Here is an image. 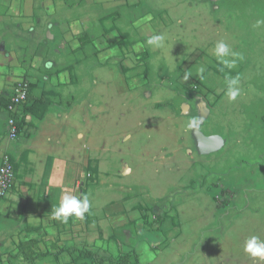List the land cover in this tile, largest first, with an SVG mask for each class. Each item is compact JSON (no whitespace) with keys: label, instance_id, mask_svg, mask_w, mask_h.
<instances>
[{"label":"rangeland","instance_id":"obj_1","mask_svg":"<svg viewBox=\"0 0 264 264\" xmlns=\"http://www.w3.org/2000/svg\"><path fill=\"white\" fill-rule=\"evenodd\" d=\"M13 2L52 3L69 28L53 53L42 23L31 36L16 27L20 50L66 77L29 160L52 194L63 190L51 204L65 192L88 198V218L69 227L136 248L140 264H264L244 252L251 236L264 241V0H0V15ZM154 34L162 48L146 43ZM220 41L243 56L231 69L214 53ZM65 66L73 83L56 75ZM226 74L240 77L234 101ZM197 131L222 145L200 153ZM150 208L167 209L164 231L141 219Z\"/></svg>","mask_w":264,"mask_h":264},{"label":"crops","instance_id":"obj_2","mask_svg":"<svg viewBox=\"0 0 264 264\" xmlns=\"http://www.w3.org/2000/svg\"><path fill=\"white\" fill-rule=\"evenodd\" d=\"M35 6H38L36 8L38 12H35ZM1 12L0 163L4 155L9 156L14 167L15 182L8 194L0 198V264H36L38 260L47 261L49 264H112V260L128 252H122L124 245L116 242L112 249L109 245L104 247L99 236L90 237L91 232L69 227L81 219L70 217L67 222H63L62 219L55 218L53 211L57 206L49 201L50 198H59L63 190L52 194L54 189L48 188L51 185L50 181H44L45 173L37 170L35 165L33 167L29 160L40 126L51 118L46 117L49 111V99L58 95L57 88L66 85V77H63L65 72L69 73L72 83L75 76L74 72H71L73 67L65 66L56 73L57 76L62 74V80L51 79L50 76L53 74H48L40 67L42 65L44 67L48 59L40 58L36 53L32 55L27 52L26 55V52L20 50V42H22L20 33L25 31L27 36H31L33 30L42 23V32L47 33L48 36L43 37L42 47L50 46L52 52L56 53L62 49L59 43L62 42V37L69 28L65 29L63 25L53 20L57 9L55 11L52 3L23 7L13 2L9 3L6 9L2 8ZM41 12H43L42 17H40ZM7 16L11 18L5 19ZM18 18L24 20H16ZM8 21L10 23L7 24ZM16 27L21 31L19 32ZM54 35L61 39L59 38L58 44L54 43L51 46L50 41H54ZM32 57L38 58L39 61L34 63ZM22 78L29 80L34 87L29 92L30 101H27L26 106L18 108L16 118L20 123L18 125L20 129L17 137L11 140L8 137V113L5 104L12 95L14 83ZM34 99H41L46 103V111L41 119H37V116L32 114V111H35L33 108L30 110ZM39 114L40 111L36 113ZM87 170L93 172L91 168ZM39 186H46L42 193L38 192ZM87 215L88 212L83 219L88 218ZM46 245H49L50 249L44 247ZM126 248L131 249L127 246ZM42 249L46 251L42 252ZM133 249L140 256V251ZM95 250L98 253L92 252Z\"/></svg>","mask_w":264,"mask_h":264},{"label":"clouds","instance_id":"obj_3","mask_svg":"<svg viewBox=\"0 0 264 264\" xmlns=\"http://www.w3.org/2000/svg\"><path fill=\"white\" fill-rule=\"evenodd\" d=\"M151 19V17H147ZM258 24L264 23V21H258ZM165 36L163 34H154L147 40V44L155 48H162L164 46ZM214 53L218 59V62L223 65V68L231 69L235 66L237 59L242 60L243 56L240 53L232 51L226 43L220 41L216 44ZM231 57V58H230ZM223 68L221 69L223 71ZM205 69L201 67L199 69L200 78L204 79L203 73ZM188 76H185L187 79ZM225 94L230 101L236 100L240 95V77L225 75ZM193 124L196 121L192 122ZM91 174V173H90ZM91 177V175H90ZM90 203L86 196H76L65 192L62 194L59 206L53 211V216L57 219H62L63 222H67L70 217L77 219H83L85 214L89 211ZM244 252L251 258L256 260H264V241H261L258 236H251L246 240L244 245Z\"/></svg>","mask_w":264,"mask_h":264},{"label":"built area","instance_id":"obj_4","mask_svg":"<svg viewBox=\"0 0 264 264\" xmlns=\"http://www.w3.org/2000/svg\"><path fill=\"white\" fill-rule=\"evenodd\" d=\"M29 84V80L22 78L16 81L13 85L12 95L6 108V111L8 113V137L11 140L17 137L18 126L16 115L18 112V108L27 100L29 96ZM90 175V173H87V178H89ZM14 182L15 173L13 164L11 163L9 156L4 155L0 163V198H3L8 194V192L14 186ZM82 184V180L76 182L77 186Z\"/></svg>","mask_w":264,"mask_h":264},{"label":"trees","instance_id":"obj_5","mask_svg":"<svg viewBox=\"0 0 264 264\" xmlns=\"http://www.w3.org/2000/svg\"><path fill=\"white\" fill-rule=\"evenodd\" d=\"M82 42H85L84 40ZM86 43V42H85ZM34 87V85H32L31 83L29 84V92L31 91V89ZM27 101H30V97L28 96L27 100L21 105V106H26ZM34 103L32 105L31 108H33L35 111H32V114H34L35 116H37V119H41L46 111V103L44 101H42L41 99H34L33 100ZM9 100H7V103L5 104V108H7ZM32 102V101H31ZM41 112V114L36 115L37 112ZM17 117V115H16ZM17 121V126L20 124L18 122V118H16ZM19 127V126H18ZM20 129V127L18 128ZM162 212L159 211H154L153 209L150 208L151 214H152V218L150 219L148 214L145 212H141V216L144 220H146L147 222H150L149 225L155 226L157 227L156 229L164 231L163 230V226L162 224L164 223V220L168 217V211L167 209H162ZM139 255L138 253L133 249L128 251L127 253H124L123 255L117 257L116 259L112 260L111 263L112 264H140V260H139Z\"/></svg>","mask_w":264,"mask_h":264},{"label":"water","instance_id":"obj_6","mask_svg":"<svg viewBox=\"0 0 264 264\" xmlns=\"http://www.w3.org/2000/svg\"><path fill=\"white\" fill-rule=\"evenodd\" d=\"M197 137L201 140L204 149L200 153H210L217 151L222 145V139L218 135H204L199 131L196 132Z\"/></svg>","mask_w":264,"mask_h":264},{"label":"flooded vegetation","instance_id":"obj_7","mask_svg":"<svg viewBox=\"0 0 264 264\" xmlns=\"http://www.w3.org/2000/svg\"><path fill=\"white\" fill-rule=\"evenodd\" d=\"M209 134H211V133H209ZM206 135V134H205Z\"/></svg>","mask_w":264,"mask_h":264}]
</instances>
